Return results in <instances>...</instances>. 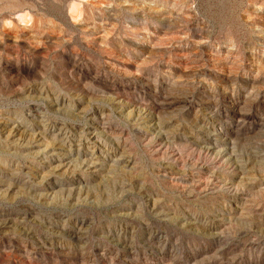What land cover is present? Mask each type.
Here are the masks:
<instances>
[{
    "label": "rangeland",
    "instance_id": "obj_1",
    "mask_svg": "<svg viewBox=\"0 0 264 264\" xmlns=\"http://www.w3.org/2000/svg\"><path fill=\"white\" fill-rule=\"evenodd\" d=\"M0 264H264V0H0Z\"/></svg>",
    "mask_w": 264,
    "mask_h": 264
}]
</instances>
